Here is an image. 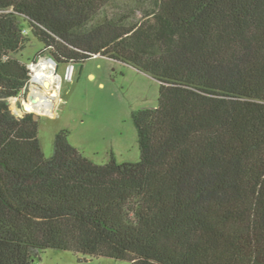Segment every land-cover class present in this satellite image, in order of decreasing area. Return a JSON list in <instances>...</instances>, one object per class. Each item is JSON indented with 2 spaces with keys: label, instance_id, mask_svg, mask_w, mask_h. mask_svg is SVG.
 Returning <instances> with one entry per match:
<instances>
[{
  "label": "trees",
  "instance_id": "trees-1",
  "mask_svg": "<svg viewBox=\"0 0 264 264\" xmlns=\"http://www.w3.org/2000/svg\"><path fill=\"white\" fill-rule=\"evenodd\" d=\"M140 15V16H139ZM32 36L59 65L103 56L160 84L140 160L97 165L16 116ZM46 250L131 264H264V0H0V264Z\"/></svg>",
  "mask_w": 264,
  "mask_h": 264
},
{
  "label": "rangeland",
  "instance_id": "rangeland-1",
  "mask_svg": "<svg viewBox=\"0 0 264 264\" xmlns=\"http://www.w3.org/2000/svg\"><path fill=\"white\" fill-rule=\"evenodd\" d=\"M28 39L19 58L29 69L42 58L52 59L50 51L35 38L29 35ZM56 65L57 72L54 71L49 87V95L56 102L52 113L40 114L38 120L45 157L53 156L56 135L65 130L70 144L97 165L109 163L112 155L119 164L138 162L140 149L134 115L158 105L159 82L130 65L103 56L75 64L71 79L65 77L69 65ZM30 89L29 81L24 96L9 101L18 117L30 110ZM38 261L41 264H131L58 250L43 251Z\"/></svg>",
  "mask_w": 264,
  "mask_h": 264
},
{
  "label": "bare ground",
  "instance_id": "bare-ground-1",
  "mask_svg": "<svg viewBox=\"0 0 264 264\" xmlns=\"http://www.w3.org/2000/svg\"><path fill=\"white\" fill-rule=\"evenodd\" d=\"M56 69V63L46 57L42 58L40 62L30 65L32 72L30 80L32 99L28 103L29 111H33L39 115H49L52 113L56 100L50 97L49 87L52 84L50 81L53 78L54 71L55 73L57 72Z\"/></svg>",
  "mask_w": 264,
  "mask_h": 264
},
{
  "label": "built area",
  "instance_id": "built-area-1",
  "mask_svg": "<svg viewBox=\"0 0 264 264\" xmlns=\"http://www.w3.org/2000/svg\"><path fill=\"white\" fill-rule=\"evenodd\" d=\"M73 67H74V65H69V66L67 67V71H66V75H65V77H66L67 79H71V77H72ZM35 264H41V263L36 262Z\"/></svg>",
  "mask_w": 264,
  "mask_h": 264
},
{
  "label": "water",
  "instance_id": "water-1",
  "mask_svg": "<svg viewBox=\"0 0 264 264\" xmlns=\"http://www.w3.org/2000/svg\"><path fill=\"white\" fill-rule=\"evenodd\" d=\"M50 60L54 61L53 59H50ZM26 112H30V111L26 110ZM33 115H34V119H35L36 121H38L39 118H40V115H39V114H36V113H34Z\"/></svg>",
  "mask_w": 264,
  "mask_h": 264
},
{
  "label": "crops",
  "instance_id": "crops-1",
  "mask_svg": "<svg viewBox=\"0 0 264 264\" xmlns=\"http://www.w3.org/2000/svg\"><path fill=\"white\" fill-rule=\"evenodd\" d=\"M56 100V99H55Z\"/></svg>",
  "mask_w": 264,
  "mask_h": 264
}]
</instances>
